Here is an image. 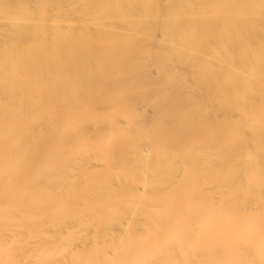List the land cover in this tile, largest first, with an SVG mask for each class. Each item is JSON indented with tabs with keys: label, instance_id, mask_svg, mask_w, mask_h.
I'll use <instances>...</instances> for the list:
<instances>
[{
	"label": "bare ground",
	"instance_id": "bare-ground-1",
	"mask_svg": "<svg viewBox=\"0 0 264 264\" xmlns=\"http://www.w3.org/2000/svg\"><path fill=\"white\" fill-rule=\"evenodd\" d=\"M0 3V264H50L29 255L56 200L39 178L150 141L168 169L134 197L170 218L134 226V264H264V0Z\"/></svg>",
	"mask_w": 264,
	"mask_h": 264
},
{
	"label": "rangeland",
	"instance_id": "rangeland-1",
	"mask_svg": "<svg viewBox=\"0 0 264 264\" xmlns=\"http://www.w3.org/2000/svg\"><path fill=\"white\" fill-rule=\"evenodd\" d=\"M160 77V72L154 71L149 79ZM94 143L96 145V140ZM139 145L140 151L123 153L93 148L54 174L52 177L56 181L53 183L39 178L31 185V194H45L56 199L47 204L44 215L37 217L29 227L32 259L42 254L50 264L53 261L75 264L84 256L104 248L109 251L114 264L136 263L138 256L132 257L136 251L128 250L126 245L144 230L137 232L134 226L146 222L153 226L157 220L168 221L170 218L169 208H162L165 210L162 218L157 213L161 209L159 206L149 203V209L153 211L147 213L142 202L134 197L141 192L152 195L160 190L158 180L165 174H160L155 165L162 163L168 169L166 162L169 159L157 155L153 141ZM125 156L123 166L121 161ZM103 191L107 195L103 196V202H98ZM36 211L32 209V212ZM4 239L7 242L8 237Z\"/></svg>",
	"mask_w": 264,
	"mask_h": 264
}]
</instances>
